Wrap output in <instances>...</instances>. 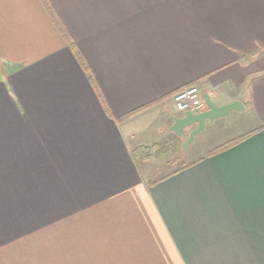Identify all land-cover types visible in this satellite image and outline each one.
<instances>
[{
    "label": "crops",
    "instance_id": "obj_1",
    "mask_svg": "<svg viewBox=\"0 0 264 264\" xmlns=\"http://www.w3.org/2000/svg\"><path fill=\"white\" fill-rule=\"evenodd\" d=\"M263 74L264 0H0V264H264ZM192 85L258 120L151 176Z\"/></svg>",
    "mask_w": 264,
    "mask_h": 264
},
{
    "label": "rangeland",
    "instance_id": "obj_2",
    "mask_svg": "<svg viewBox=\"0 0 264 264\" xmlns=\"http://www.w3.org/2000/svg\"><path fill=\"white\" fill-rule=\"evenodd\" d=\"M257 116V108L249 113L233 115L230 119H226V121L210 129L206 128L203 132L196 135L192 142L187 139L186 142L181 144H178V141H171L173 137L169 131L164 134H158L157 127H153L151 130L153 137L151 139L154 141V137H156L159 143L154 150L149 151L153 156V160L143 165V170L145 173H150L151 176L160 177L171 169H175L196 157L206 154L209 150L219 145L220 141L227 142L233 137L240 135L251 123L258 120ZM174 140H179V138Z\"/></svg>",
    "mask_w": 264,
    "mask_h": 264
},
{
    "label": "water",
    "instance_id": "obj_3",
    "mask_svg": "<svg viewBox=\"0 0 264 264\" xmlns=\"http://www.w3.org/2000/svg\"><path fill=\"white\" fill-rule=\"evenodd\" d=\"M203 99L207 107L206 111L198 114L185 112L183 118L174 119V124L171 127V130L178 136H181L184 131H189L188 140L191 141L194 135L204 130V125L206 122L211 123L215 119L227 117L231 111L238 110L240 107V104L238 102H233L231 104L223 106H217L210 101L207 95H203ZM193 126H196L195 129H192Z\"/></svg>",
    "mask_w": 264,
    "mask_h": 264
},
{
    "label": "built area",
    "instance_id": "obj_4",
    "mask_svg": "<svg viewBox=\"0 0 264 264\" xmlns=\"http://www.w3.org/2000/svg\"><path fill=\"white\" fill-rule=\"evenodd\" d=\"M171 98L174 109L179 113L188 112L195 114L204 106V102L200 96V90L194 85L177 91Z\"/></svg>",
    "mask_w": 264,
    "mask_h": 264
},
{
    "label": "trees",
    "instance_id": "obj_5",
    "mask_svg": "<svg viewBox=\"0 0 264 264\" xmlns=\"http://www.w3.org/2000/svg\"><path fill=\"white\" fill-rule=\"evenodd\" d=\"M247 136H249V134H247V135H244V136H241V137H239V138H237V139H235V140H232V141H230V142H228V143H226V144H224L223 146H220V147H218V148H216V149H213V150H211L209 153H208V156L209 155H213V154H215V153H219V152H221V151H223V150H225V149H228V148H230V147H232V146H234V145H236L237 143H239L240 141H242V140H244ZM147 153L146 151V149H143V150H137L136 151V157H137V155H140L141 153Z\"/></svg>",
    "mask_w": 264,
    "mask_h": 264
}]
</instances>
